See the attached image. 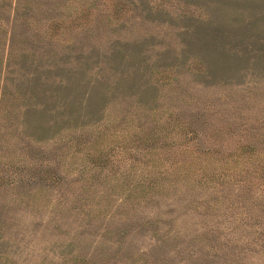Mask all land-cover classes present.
I'll list each match as a JSON object with an SVG mask.
<instances>
[{"label":"rangeland","instance_id":"374dc122","mask_svg":"<svg viewBox=\"0 0 264 264\" xmlns=\"http://www.w3.org/2000/svg\"><path fill=\"white\" fill-rule=\"evenodd\" d=\"M15 1L0 52L45 108L0 136V264H264V217L210 199L243 171L200 176L264 159V0Z\"/></svg>","mask_w":264,"mask_h":264},{"label":"trees","instance_id":"16d2710c","mask_svg":"<svg viewBox=\"0 0 264 264\" xmlns=\"http://www.w3.org/2000/svg\"><path fill=\"white\" fill-rule=\"evenodd\" d=\"M29 2L31 3V0H16L15 1V3H17V4H19V3L25 4V3H29ZM17 4H14L15 8H16ZM35 5L38 6L37 2L35 3ZM29 6L33 7L32 4ZM20 24H22V23H20ZM53 25H54L53 29H58V31H60V29L65 26L64 23L63 24L54 23ZM50 26H52V25H50ZM12 27L13 26H11V29H12ZM11 29H9V31H12V33L9 34V38L10 37L12 38L13 34H15V33H13V30H11ZM12 42H13V40H12ZM12 42H10V45L12 44ZM10 50H11V47L8 46L4 52H3V49H1V52H0V55H4L3 58H1L2 56H0V74L2 75L0 78L1 79V81H0V136L5 131L4 132L5 136L3 137L4 142H7V139H8V138H6V133L8 131L12 132L15 129V126L13 125V123L10 122L12 116L29 112V114H26V121H29L30 120V116H29L30 114H34L35 116H37L40 113H43V109L45 108L44 107L43 109H41L39 103H42V102L41 101L37 102L36 100L33 99V97H35L36 95H34L31 92H25L26 90H24V91L19 90L18 82L21 80L26 82L28 80L15 77V74L13 71L14 68H11L12 71H11V69H8V62H9L8 56L11 54ZM46 51H48V49H46ZM20 57H21V60H25V58H26L25 53H21ZM7 79H8V82H7ZM13 79H16V81H15L14 85H11L10 83ZM26 86H28V85H26ZM36 86L40 90L46 89L45 87H41L40 85H37V84H36ZM72 90H70L68 92L70 99L68 101L63 100L62 104L71 105L72 98H74ZM33 118H35V117L32 115V119ZM34 121H36V118L34 119ZM204 121L205 120H203V122H200V126L205 127V126L209 125V124H205ZM251 125H255V124H251ZM38 127L41 130H43V129L46 130V129H49L51 126L48 123L39 122ZM193 129L196 131V128H193ZM231 129H232V127H231ZM232 131H233V129H232ZM248 132H250V130ZM233 133L235 134L236 132L233 131ZM31 140H33V139H31ZM39 140L40 139H37V141H39ZM239 146H241V145H239ZM169 149L170 150H167V152H165L166 158L170 157L169 153H171L172 149L171 148H169ZM255 149L256 148L249 150L248 154L254 153ZM193 150H195L197 152V154H203V153L209 154V153L215 152V154L218 155L217 157H219V158H220V156H224L223 158H226L225 156H229V154H228L229 152H226L227 150H229V148L223 149L221 146L211 147V149H208V148L203 149L202 147H194ZM188 154H190L189 151H188ZM254 160H255V162H251L252 160H250V163L246 164L244 167L237 168L236 160L233 159L232 160L233 164L230 165V167H232V170L228 167V165L226 163V167L224 164V167L221 169H212L209 171H202L201 172L200 176H206L208 178H216L217 180L218 179L223 180V177L235 176L239 172L243 171V173L241 174L242 178L237 183V187H239V191L237 192V194L231 196L233 194L234 190L232 189L233 186L231 185V183H228L227 190L230 192H225L224 190L220 189V194H218L217 196H211L210 197V199H213L214 201H217V199H219L221 204H223V207L224 206L227 207L224 209V212H227L228 209H230L229 212L233 216H229L228 218H225L226 221H230L231 223H237V220L240 221V215H242V217L244 218V219H241L242 221L247 220L246 222L250 223L253 220V222L256 221L257 223H259V220L264 217V159L263 158L262 159L254 158ZM172 161H174V162L177 161L176 157L175 158L173 157ZM235 168H237V172H235V170H234ZM186 169L189 170L190 168H186ZM193 171H196V169L191 168V172H193ZM49 177H51V174L49 175ZM254 184H256L255 187H257V186L260 187L262 192H260L259 194L261 196L256 197V199L251 204H245L246 202H244L243 196H247V198H248L250 196V193L256 192L254 187H253ZM202 205H203L204 209H209V210L213 209V208H217V209L219 207L221 208V206H219V204L211 203V202H209V200H207V198L205 200H203ZM236 208H241V210L235 211ZM222 215H224L223 211H222ZM223 219H224V217H223ZM230 230L234 231L233 228H230ZM206 231H207V233L205 235L208 237L211 234V232L214 231V229L210 228L208 230L206 229ZM259 234H260V232L255 233V235H259ZM263 236L264 235H262V238H263ZM25 252H27V251H25ZM231 252L234 253V250L231 249ZM224 263L225 264H232L231 261H224ZM174 264H187V263H185L183 260L179 259V260L175 261Z\"/></svg>","mask_w":264,"mask_h":264}]
</instances>
